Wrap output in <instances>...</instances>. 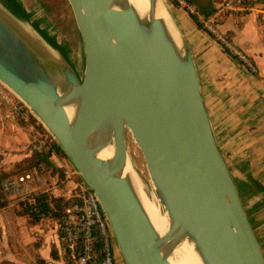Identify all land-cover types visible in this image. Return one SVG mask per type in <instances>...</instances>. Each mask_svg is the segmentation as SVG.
<instances>
[{
    "label": "water",
    "instance_id": "95a60500",
    "mask_svg": "<svg viewBox=\"0 0 264 264\" xmlns=\"http://www.w3.org/2000/svg\"><path fill=\"white\" fill-rule=\"evenodd\" d=\"M68 2L82 43V76L59 49L60 57L32 41L0 9V83L29 107L93 189L125 264H173L169 257L183 240L202 264H264L170 9L169 27L156 15L157 0H149L146 18L130 0ZM126 131L166 211L163 233L123 173Z\"/></svg>",
    "mask_w": 264,
    "mask_h": 264
},
{
    "label": "crops",
    "instance_id": "0c3cea01",
    "mask_svg": "<svg viewBox=\"0 0 264 264\" xmlns=\"http://www.w3.org/2000/svg\"><path fill=\"white\" fill-rule=\"evenodd\" d=\"M189 1L201 11L212 10L219 2ZM169 9L178 38L191 51L216 142L234 180L246 187L252 213L258 210L264 216V0L249 12L229 14L217 22L220 31L252 58L256 73L226 53L183 7L171 2ZM55 177L70 197L73 182L63 172ZM49 261L64 264L58 217L48 213L34 218L10 204L0 207V264Z\"/></svg>",
    "mask_w": 264,
    "mask_h": 264
},
{
    "label": "rangeland",
    "instance_id": "374dc122",
    "mask_svg": "<svg viewBox=\"0 0 264 264\" xmlns=\"http://www.w3.org/2000/svg\"><path fill=\"white\" fill-rule=\"evenodd\" d=\"M19 1L22 3L25 13L28 14L26 16L27 18H23V16L19 17L12 13L13 16L10 11L7 12V10L1 5L0 9L12 20V22L25 32L32 41L38 44L40 43V45L49 49L54 55L60 57L61 53L58 48L48 43V40L45 37V35L53 36L56 43L64 47L65 56L72 63L78 75L82 76L84 69L82 43L68 0ZM204 1L207 5L212 2V0ZM166 3L169 7L171 1L166 0ZM53 140L55 139L52 134L33 113H30L27 120H10L0 114V201L4 199L7 204H10L11 207L17 209H21V206H23L24 203L31 201V196H29V200L26 199L24 201L17 195L7 194L3 188V179L17 176L23 173L22 171L24 170H31L27 167L28 164L20 163L18 161L26 156L32 155L35 151L45 152ZM125 142L134 166L141 173L148 191H150L153 189V186L151 184L146 163L143 154L130 131H126L125 133ZM51 157L57 167L60 166V168L52 169L51 166L46 167V165L42 164L43 167L40 166L38 170L45 177L46 183L42 186L34 185V191L36 192L35 195L45 193L49 199L53 197H61L62 201L59 204L60 206L56 208L52 206L55 209L54 212L59 213L62 212L63 207L67 204L65 199L68 196L66 194L67 188L65 187V184L59 182V179L56 178L55 175L59 174L60 176L62 174L63 167L61 165H70L71 163L61 152L53 151ZM53 176L56 181L52 179ZM53 183H56L54 184L55 187L53 186ZM241 186L243 187L241 193L242 202L247 213L253 217L255 231L263 241L264 250V225L261 224L264 216H262L261 212L258 210L254 211V214L252 213V206L246 193V187L244 185ZM114 247L116 263L125 264L117 248L116 242Z\"/></svg>",
    "mask_w": 264,
    "mask_h": 264
},
{
    "label": "built area",
    "instance_id": "2783aa9c",
    "mask_svg": "<svg viewBox=\"0 0 264 264\" xmlns=\"http://www.w3.org/2000/svg\"><path fill=\"white\" fill-rule=\"evenodd\" d=\"M193 15L210 32L221 47L249 71L258 68L252 58L217 26L218 20L229 14H241L252 10L254 3L262 0H219L205 14L189 0H170ZM0 114L10 120H27L31 110L7 86L0 83ZM65 179L73 182L70 202L63 207L59 221L61 239L64 242V264H117L115 240L109 222L103 213L97 195L70 165H61ZM43 167V166H42ZM45 177L37 168L17 176L3 179L7 194L17 195L21 200L34 198V185L42 186ZM29 201V202H31ZM25 205V203H24ZM35 210H37L35 208ZM55 262L49 261L48 264Z\"/></svg>",
    "mask_w": 264,
    "mask_h": 264
},
{
    "label": "bare ground",
    "instance_id": "6f19581e",
    "mask_svg": "<svg viewBox=\"0 0 264 264\" xmlns=\"http://www.w3.org/2000/svg\"><path fill=\"white\" fill-rule=\"evenodd\" d=\"M130 2L133 4L141 17H147L149 0H130ZM168 9L169 7L166 0H157L156 15L164 18L167 25L170 27L171 17ZM106 153V151H103L102 155H105ZM123 173L129 176L134 190L154 227L158 232L163 233L168 225L166 211L162 208L154 190L151 189L148 191L147 185L144 182L141 173L135 168L131 160L130 153L128 152ZM169 259L173 264H202L194 250L193 244L187 240H183L177 244Z\"/></svg>",
    "mask_w": 264,
    "mask_h": 264
},
{
    "label": "trees",
    "instance_id": "16d2710c",
    "mask_svg": "<svg viewBox=\"0 0 264 264\" xmlns=\"http://www.w3.org/2000/svg\"><path fill=\"white\" fill-rule=\"evenodd\" d=\"M12 13H14L17 16H23V18H27L26 16L28 14L25 13L24 7L22 6V3L19 0H0ZM211 10H202V12H204L205 14H208ZM194 20L196 21L197 25L199 27H202L201 23L194 17ZM42 31V30H41ZM43 32V31H42ZM46 39L48 40V42L51 45L56 46L63 55H65V49L64 47H62L61 45H59L58 43H56V41L54 40L53 36L50 35H45ZM53 151L56 152H61L63 155H65V153L63 152V150L61 149V147L59 146V144L53 140V142L50 144L49 148L45 151V152H38L35 151L34 153H32V155L26 156L22 159H20L18 162L20 163H24V164H28L27 167H29L30 169L32 168H37L39 169L40 166H43L42 164L46 165V167L51 166L52 169H59L60 167H57L51 157ZM66 156V155H65ZM67 157V156H66ZM28 168V169H29ZM26 171V170H24ZM22 171V172H24ZM243 184H238V189L240 192V196L242 197V186ZM67 204L70 202L71 198L67 197L66 199ZM54 201V203H53ZM62 201L61 197H53L51 199H49L45 193H41L40 195H34V198L31 202L25 203V205L21 206V210H25L27 213H29L30 215H32L34 218H39L41 215L43 214H54L58 217L59 221H60V217H61V212H54V208L53 207H59L60 203ZM7 205L6 200L2 199L0 201V207H4ZM53 206V207H52ZM35 208L37 210H35ZM249 215V214H248ZM250 221L252 223V226L255 229V223L253 221V217H251L249 215ZM60 229V228H59ZM258 235V234H257ZM61 236V233H60ZM259 237V236H258ZM262 245L263 242L261 240V238L259 237ZM62 241V239H61ZM62 245L64 247V242L62 241ZM38 264H47L45 262H40Z\"/></svg>",
    "mask_w": 264,
    "mask_h": 264
}]
</instances>
